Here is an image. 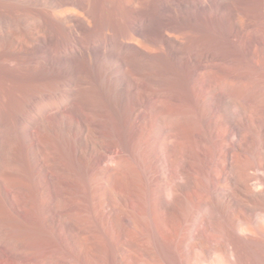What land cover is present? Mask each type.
Masks as SVG:
<instances>
[{
	"label": "bare ground",
	"instance_id": "1",
	"mask_svg": "<svg viewBox=\"0 0 264 264\" xmlns=\"http://www.w3.org/2000/svg\"><path fill=\"white\" fill-rule=\"evenodd\" d=\"M109 4H112L110 0H31V10L41 14L42 18L28 23L25 40L22 38L24 42L16 38L17 46L22 45L27 49V55L8 60L10 79L5 75L8 80L0 78V93L5 85L6 90L8 87V95L15 102L12 104L15 108L18 107L16 102L19 105L21 101L33 108L35 99L56 90L58 86L65 100L72 102L78 99L87 108L102 113L110 110L117 116L120 113L122 94L137 92L142 87L146 92L152 90L155 94L152 111L149 119L143 120V125L147 127L137 141L138 150H142V153L138 151L135 165L138 167H133L137 170L134 169L138 184L131 187L134 189L132 191L129 189L130 184L121 183L123 189L115 191L113 197L110 196V201L120 205L121 220L129 223L128 226L139 237L142 246L122 238L118 244L115 242L118 259L130 257L135 247L139 246L144 247L139 255L142 258L147 256L145 259L151 264H171L172 261H178L179 264H215L211 256L214 250L233 253L237 257V264H264V43L261 40L263 37L253 32L256 29L257 13L261 12L263 22H260L264 23V0H174L162 6L166 12L163 16L173 14L175 22L171 23L173 18L169 22L162 17L165 20L161 25V20L151 9L152 0H129L127 7L132 14L129 29L124 27L125 21L122 18L111 22V18L109 20L104 15L102 8ZM192 10L197 13L199 11L206 20H203L206 24H202L201 34L198 31L200 28H197L198 32L196 28H191L190 33L185 29L190 21L185 24L188 18L184 14ZM192 14L188 16H194L196 12ZM8 24L7 16L1 19L0 34L8 36ZM63 33L69 36V41L63 38ZM159 33L167 38L158 40ZM58 34L65 41L54 48L52 43ZM193 34L199 35V39L193 38ZM242 35L247 40L234 45V41ZM171 38L181 43H175ZM197 39L199 43H196ZM184 40L192 44V47L187 45L188 52L182 48ZM183 53L185 56L189 53L187 61L192 63L191 70L196 77L182 76L185 62L181 63L179 58ZM79 57L83 58L85 65L77 64L76 59ZM106 57L112 58V61L107 62ZM143 103L138 100L135 106L142 107ZM33 123L29 121L30 125ZM79 123L82 132L78 155L83 158L86 152L94 148L89 137L91 125L84 120H79ZM3 126L1 128L4 129ZM26 127V132H23L28 137L29 126ZM21 128L17 125L9 136H4L0 131L3 164L14 176L20 174L19 170L24 163L16 152L18 147L26 149L23 144H17L22 135ZM45 130V139L41 140L44 141V148L53 155L60 153L58 130L52 125H48ZM31 139L33 147H37L38 140L34 137ZM39 153L36 151L32 155L36 170L44 165ZM128 160L127 157L119 158L114 167L118 171H128L131 167ZM101 180L112 185L106 177L102 176ZM105 186L102 183L100 188ZM130 190L136 198V211L128 197ZM107 200L103 202L107 203ZM24 216L22 208L16 206L12 216L16 220L10 219L17 222ZM19 240L14 242L15 247L25 242ZM155 240L161 241L167 248V252L158 255L159 258L149 252ZM80 241L79 251L91 254L93 245L90 246L89 237ZM72 249H65L70 254L68 256L74 254ZM53 251L49 250L45 257L38 256V252L24 251L18 256L19 259L10 258L8 253V264H54L58 259ZM199 256L204 261H199Z\"/></svg>",
	"mask_w": 264,
	"mask_h": 264
},
{
	"label": "rangeland",
	"instance_id": "2",
	"mask_svg": "<svg viewBox=\"0 0 264 264\" xmlns=\"http://www.w3.org/2000/svg\"><path fill=\"white\" fill-rule=\"evenodd\" d=\"M39 1L43 2L44 0H39ZM110 1L112 2V4H109L108 7L102 8V10H104V11H102V12H104V15L107 16L108 19L111 18V20H112L111 22H113L115 19L122 18L125 21L124 27L129 29L131 27V16H132V14H130L131 9L129 8V6L127 7V2L129 0H110ZM170 1L174 2V0L173 1L172 0H152V5H151L152 8L151 9L155 13V15L158 16V18L161 20L160 25L163 24L162 22H164V20L166 18L169 21L174 17L173 14L168 15L169 13L166 16H163V15H165L166 12H164V8H163L162 4L170 2ZM190 1H194V0H190ZM30 5H31V0H1L0 1V23H1V19H3L4 17L7 16L8 17V23H9L8 24L9 25L8 31L10 33H12V34L9 33L10 35L8 34V36L7 35L4 36L3 34H0V38H1L0 39V45H1V47H0L1 51L0 52L2 53V55L0 54V62L2 61L0 63V68L2 69V70L0 69V78L2 77L5 79L6 78L5 76H7V78L10 79V76L8 74L7 69H8V63L12 58H24L27 55V49L25 50V48L22 45L17 46V43L15 40L17 37L20 39L24 38V40H25V35L28 31V23L33 22V21L34 22L40 21V19L42 18L41 14L31 10ZM121 10H122V12H121ZM192 11L194 13L190 11V13L188 12V13L184 14V16L188 18V20H187V22H185V24H187L190 21L186 26L187 28L185 27V29H186V31L187 30L191 31V28H192V30L196 28L195 30L197 31V28H200L198 31L201 34L200 30L202 31V29H203V28L201 29V27H203V25L206 24V23H204V22H206V20H204L203 15L200 14L199 11H198V13H197V11H194V10H192ZM195 12H196V14H195ZM115 14L117 16H115ZM188 14H192V15L195 14V15L194 16H191V15L188 16ZM197 14H199V15H197ZM171 15H172V17H170ZM162 17L165 19H163ZM199 18H200V20H199ZM256 19H257L256 20L257 23L254 27L256 29H254L255 31H253V32L257 33L260 36V38L263 37L261 40H263V43H264V23H261V22H263V21H261L262 20L261 12L257 13ZM203 20H204V22H203ZM171 21H169V22L174 23L175 19L173 18ZM197 25L199 27H197ZM188 26L190 27V29ZM190 31H189V33H190ZM194 33H196V32H194ZM257 34H255V35H257ZM65 35L66 34L63 33V36H64L63 38L64 39L66 38L69 41V36H67V35L65 36ZM196 35L197 34H195L193 38L196 37L199 39V35H197V36ZM56 36H57V38H56L57 41L55 40L52 43V46L54 48H57V46L60 43L65 41L64 39L61 38L62 36H60V34H58ZM58 36H60V37H58ZM244 37L242 35L239 37L240 39L237 38L235 40L237 43L234 41V45H236V44L240 45L241 43H243V41H245V39L247 40V38L246 37L244 38ZM59 38H61V39H59ZM157 38H158V40H163V39H166L167 37L163 36L162 34L159 33ZM198 39H197L198 42L196 41V43H199ZM170 40L174 41V38H171ZM175 40H177V39H175ZM193 40L191 39L190 41H193ZM240 41H241V43H239ZM22 42H24L23 39H22ZM174 42L175 43L176 42L181 43L180 40L174 41ZM187 42H188V44H187ZM184 43H183L182 48L184 49L185 52H188V51H186L189 49V48H187V45H188V47H192L191 46L192 44H190L189 41H187V40L186 41L184 40ZM130 47H133V46L130 45ZM7 49H8V51H7ZM194 52H195V50H194ZM196 52L198 53L197 50H196ZM189 53H186V56L189 55ZM183 55L185 56L184 53H183ZM183 55L181 56L182 58L181 57L179 58V60H181V63L185 62L184 64H186V65L183 64L184 72L182 70V74H184V75H182V76L187 77V78L196 77V74H194L193 70H191L193 67L192 63L190 61H187V60H189V58H188L189 56H187V57L185 56L186 58H188V59H186V58H184ZM195 55H197V54H195ZM152 58L153 57H151V59ZM106 59H107V62L112 61V58L106 57L105 60ZM76 61H77V64L79 62V64H78L79 66H81L82 64L85 65L83 58L79 57V59H76ZM6 70H7V72H6ZM142 79H146V78L142 77ZM2 87H3V85H2ZM56 87H57V89L55 88L56 89V90H54L55 92L52 90L54 93L52 91H49V93L47 95H45L43 97L41 96L40 99L39 98H37V100L35 99V102H34L35 104H33L34 107L32 106L33 108L26 106L27 104H24L23 101L19 102V105L16 102V105L19 108L18 107L15 108V105H12L15 102L10 97V95H8V87L6 90L5 85H4V88L2 91V92H4V94H2V92L0 93V131L3 132L4 136H7L5 134H8V136H9V134H11L13 132V128L16 127L17 125H19V128L22 127L21 128L22 129L21 130V132H22L21 136L22 137L20 136L19 140L17 141V144L20 146H22L21 144H23L26 148V149L22 150L18 147V149L16 151L17 155L20 156L21 158H23L22 160H24L23 161L24 163H22V167L19 170L20 174H18L19 176L15 175L16 177L11 174L9 168L7 169L6 166H4L3 158H2L3 152L0 151V172H1L0 173V230H1L0 235H2V236H0V238H1L0 239V264H8V255L9 254H10L9 255L10 258H12V259H17V258L19 259L21 254H23L22 252H24V251H25L24 253L31 252V253H35V254L38 252V254H37L38 256H41V257L44 256L45 257L48 254L47 252H49V250H51V249L55 251V252L54 251L53 252L55 253L56 258L58 259V260H55L56 264H70V263L71 264H99V263L100 264H103V263L104 264H130L131 262H132L131 264H148V263L151 264V262H148L149 261L148 259H145V258H148L147 256H144V258H142V256L139 255L140 251L142 252V250H144V247H139V246H142L139 244V240H138L139 237L136 235V233L133 231V229H131V226L130 225H129L130 227L128 226V224H129L128 222H123L121 220L122 219L121 218L122 212L119 209L120 205L118 206V203L115 201H110L111 200L110 198L115 195V191L123 189L124 186L122 187L121 183L123 185H125V184L129 185L130 184L131 186H129V189H132L131 187H133V186L136 187V184H138V180H137L138 176L136 177V174H137L136 171L137 170H136V168H133V167H138V165L135 166L137 164L136 161L138 158L137 156H138V151H139L137 141H139L138 138L144 133L143 131L147 127L146 125H143L144 124L143 120L149 119V116H150L149 114L152 111V106H153V103L155 100L154 92L152 90L151 91L147 90V92H146V89L142 87V88L138 89L141 93L139 91H137V92H134L131 94H122L121 99H120L121 103H122L121 107H120V111H119L120 113L117 114V116H116V114L115 115H114V113L112 114V112L110 110L104 111L102 113L100 110L93 109V108L91 109V107L87 108V107L83 106L78 99H74V101H72V102L68 101L67 99L65 100V98L62 97L61 93H59L58 86H56ZM110 90H111V92H113L112 89H110ZM5 91H7V93ZM142 91H143V93H142ZM150 98H152V99H150ZM6 100L8 102H6ZM138 100L144 101L142 107L141 106H138V107L135 106L136 103L138 102ZM66 101L68 103H66ZM51 102H54V103H51ZM29 108L31 109V111ZM25 109H26V111H25ZM28 109H29V112H28ZM3 113H5V114H3ZM23 113H25L26 115L25 114L23 115ZM19 114H20V116H19ZM22 119H24V120H22ZM30 120L34 122L33 124H31L32 126L29 124ZM79 120H84L91 125L90 131H89V137H90V140H91V142L93 144V148H94V149H92V151L86 152L85 157H83V158L78 155V150H79L80 143H81L80 137H81V132H82V127H81V124L79 123ZM15 123H17V124H15ZM94 123H95V125H94ZM118 124H120V125H118ZM38 125H40V126H38ZM48 125H52L53 127H55L58 130V133H59V136L61 139V140L59 139L60 153L57 152L55 155H53L51 151H47L44 148V143H43L44 141H41V140L45 139V135H46L45 129H47ZM142 125H143V127H142ZM2 126L4 127V129L1 128ZM26 126L27 127L29 126L28 132L30 133V135H28V137H27V135L24 134V132H26V130L24 129ZM141 127L143 128V130ZM5 128H6V130H5ZM8 128H9V130H8ZM148 128H149V126H148ZM4 131H5V133H4ZM6 131L8 133H6ZM31 137H34L38 140L39 145L37 147H33V145L31 144L32 143ZM61 141H63V142H61ZM125 144H126L127 148L125 147ZM35 150L37 152L41 153V154L39 153V155L42 156V158H43L42 161L43 160L45 161V162L43 161V164H44L43 167L38 169V170H36L35 163L32 159V157H33L32 155L35 154V152H36ZM141 151H139V152H141ZM141 153H139L140 157L142 156ZM52 155L55 157H52ZM124 155H126V156H124ZM134 156H135V158H134ZM122 157H125V158L127 157V159H129L128 164H129V166H131L129 169L130 171L129 170L128 171L127 170L118 171L114 167V165L117 164L116 163L117 160H119V158H122ZM66 160H69V161H66ZM105 169H107V170H105ZM2 170H3V172H2ZM7 171H8V173H7ZM46 171H48V172H46ZM133 173H134V175H133ZM102 176L110 179L112 185L108 184V182H106V181H102L101 180ZM135 178L137 181L135 180ZM99 179H100V181H99ZM22 181H24V182H22ZM102 183L106 184L105 188H108V189L100 188ZM27 186H28V188H27ZM61 188H62V190H61ZM133 190L134 189H132V191ZM132 191L131 190L128 191L131 193L128 195V197L130 198V201H132V203H131V204H133L132 208L133 209L135 208L134 210L136 211V210H138L137 209L138 207H137L136 198L133 197ZM64 199L67 201H65ZM104 200H107V203L103 202ZM113 202H115V203H113ZM1 205H2V207H1ZM16 206L22 208V212L25 215L24 218H20V220L19 221L17 220V222L14 221L16 219L12 218V216H14V207H16ZM115 206L116 207L118 206V207L116 208ZM4 217L5 218L7 217V218L5 219ZM8 218L9 219L11 218L14 220H11V219L9 220ZM7 219H8V221H7ZM79 219H80V221H79ZM86 224H88V225H86ZM102 224H104V225H102ZM120 225H122V226H120ZM32 226H33V228H31ZM87 226H88V228H87ZM125 227H127V228H125ZM74 233H76V234H74ZM91 236H93V237H91ZM88 237H89L90 246L93 245L92 246V252H91V254H90V252H85L86 254L83 252V254H84V256H83V254L79 251L78 246L81 243L80 240L86 239ZM122 238H127L134 245L136 244V242H138V244H139V246L135 247L136 251L134 249V251L132 252V255L130 257L128 256L129 259L132 258L130 260H128V258H125V257L123 259L119 260L117 257V254H116L117 252L115 249L116 243L118 244L122 240ZM17 239L18 240L20 239L19 242L20 241L21 242L25 241V242H23L21 244L20 243L16 244L18 241ZM95 239H96V241H95ZM113 239H114V241H113ZM15 241H16V243H15L16 247H15V245H13ZM101 242H102V244H101ZM153 243L154 244L149 249V252L151 255H153V257L155 255H157L156 258H159L161 253L165 252L167 248L164 244L161 243V241L159 242V240L158 241L155 240ZM23 245H25V247ZM67 246H69V247L67 248ZM47 247H49V248H47ZM69 248H70V250H71V248H73L72 252L76 255L75 256L76 258L73 256L74 254H72L71 256H68L70 254L68 252H65L66 251L65 249H69ZM93 249H94V251H93ZM138 249H139V251H138ZM214 251L212 252L211 256H212V259H214L216 261L215 264H218L219 262H220L219 264H229V263L230 264H237L238 263V260L236 262L237 257L233 256L234 255L233 253H231V252L227 253V251H222V250L221 251L220 250H217V251L214 250ZM93 252H95L94 253L95 255L93 254ZM66 253H68V254H66ZM79 253L82 255H79ZM112 253H114V255ZM221 253L223 255H221ZM59 254H60V256H59ZM217 254H220V256ZM224 255H225V257H224ZM13 256H14V258H13ZM79 256H82L83 259H81V257L79 258ZM139 256L141 259H143L142 261H141V259H139ZM72 257H74V258H72ZM64 258H65V260H64ZM199 258H200V256H199ZM72 259H73V261H72ZM200 259L201 260H199V261H204L203 258H200ZM217 259H218V261H217ZM138 260H139V262H138ZM234 261H235V263H234ZM171 264H179V262L178 261H172ZM200 264H204V262H201ZM206 264H207V262H206Z\"/></svg>",
	"mask_w": 264,
	"mask_h": 264
}]
</instances>
